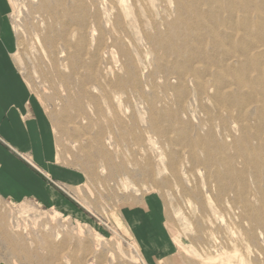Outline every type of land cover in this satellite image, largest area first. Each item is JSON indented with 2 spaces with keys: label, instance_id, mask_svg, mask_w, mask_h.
I'll return each instance as SVG.
<instances>
[{
  "label": "rangeland",
  "instance_id": "1",
  "mask_svg": "<svg viewBox=\"0 0 264 264\" xmlns=\"http://www.w3.org/2000/svg\"><path fill=\"white\" fill-rule=\"evenodd\" d=\"M5 4L52 192H0V264H264V0Z\"/></svg>",
  "mask_w": 264,
  "mask_h": 264
},
{
  "label": "crops",
  "instance_id": "2",
  "mask_svg": "<svg viewBox=\"0 0 264 264\" xmlns=\"http://www.w3.org/2000/svg\"><path fill=\"white\" fill-rule=\"evenodd\" d=\"M5 0H0V192L15 201L34 196L45 199L51 193L44 178L25 166L7 149L25 152V87L10 59L11 40L5 19ZM4 142V143H3Z\"/></svg>",
  "mask_w": 264,
  "mask_h": 264
}]
</instances>
